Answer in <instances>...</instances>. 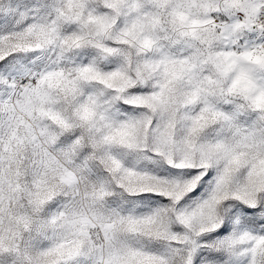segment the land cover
Wrapping results in <instances>:
<instances>
[{"label":"snow or ice","instance_id":"snow-or-ice-1","mask_svg":"<svg viewBox=\"0 0 264 264\" xmlns=\"http://www.w3.org/2000/svg\"><path fill=\"white\" fill-rule=\"evenodd\" d=\"M0 264H264V0H0Z\"/></svg>","mask_w":264,"mask_h":264}]
</instances>
